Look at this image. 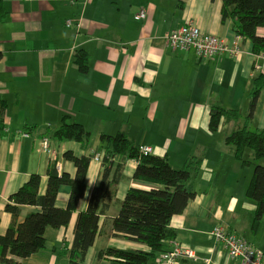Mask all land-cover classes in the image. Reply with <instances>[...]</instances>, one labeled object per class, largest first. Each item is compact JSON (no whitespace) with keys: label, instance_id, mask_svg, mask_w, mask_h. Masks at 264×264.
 Segmentation results:
<instances>
[{"label":"crops","instance_id":"obj_1","mask_svg":"<svg viewBox=\"0 0 264 264\" xmlns=\"http://www.w3.org/2000/svg\"><path fill=\"white\" fill-rule=\"evenodd\" d=\"M141 11L145 19L137 20ZM222 11L223 0H0V95L8 106L5 135L0 134V236L12 224L5 210L10 197L33 174L41 176L40 194L45 195L52 166L76 175L74 163L63 157L66 152L95 155L85 196L69 225L47 229L43 251L21 264H69L78 215L103 173L100 138L118 134L137 147H151L153 155L174 169L191 164L188 186L196 196L183 214L172 218L174 238L167 245L171 250L178 243L196 257L175 264H242L215 241L217 227L245 238L264 255V217L255 229L257 204L248 194L255 166H264V158L256 163L250 149L238 158L227 142L245 127L264 131V89L248 120L254 82L264 75V55L254 53L253 43L237 34L236 22L224 19ZM189 23L239 53L199 58L193 50L173 51L166 34ZM258 34L264 36V29ZM215 107L239 111L240 117L222 118L213 131ZM64 121L91 133L89 149L54 138ZM43 139L49 153L42 149ZM137 165L135 160L124 163L123 179L100 218V232L85 264H115L113 258H98L109 248L150 252L112 235L111 220L128 192L156 188L134 179ZM70 194L71 188L63 187L56 206L66 209ZM21 209L19 223L40 210ZM161 255L150 264H158Z\"/></svg>","mask_w":264,"mask_h":264},{"label":"trees","instance_id":"obj_2","mask_svg":"<svg viewBox=\"0 0 264 264\" xmlns=\"http://www.w3.org/2000/svg\"><path fill=\"white\" fill-rule=\"evenodd\" d=\"M223 18L236 22V32L245 40H250L254 53L264 55V36L258 34L264 29V0H223ZM3 55L0 53V61ZM82 64V57H78ZM264 89V75L254 82L248 120H251L260 93ZM7 103L0 95V134L5 135ZM239 111L213 108L210 128L215 131L222 118L238 119ZM59 141H75L84 148H90L91 133L82 125L64 121L54 133ZM227 142L235 147L236 155L242 158L243 152L250 149L254 160L264 158V131L252 132L246 127L233 132ZM140 148L124 134L116 136L102 135L100 151H104L103 173L99 184L91 191L86 209L78 215L75 235L69 254V264H85L88 250L94 245L100 232V218L110 209L109 202L116 195V187L123 179L126 160H135L138 165L134 179L156 188L150 190L131 189L121 203L117 217L111 220L114 238L144 245L150 252L121 251L106 249L99 253V260L113 258L115 264H148L157 254L170 251L167 242L174 238L170 222L174 216L184 213L196 194L189 189L191 164L183 169H174L169 162L156 155H142ZM64 159L73 162L76 175L72 178L67 173H59L52 166L48 172L49 182L45 195L40 194L41 176L33 174L29 182L12 195L6 205V212L12 215V224L7 232L0 236V263L21 264L34 254L43 251L46 243V231L51 228L59 230L67 227L76 212L78 204L86 193V176L94 154L76 157L66 152ZM116 158L119 163H115ZM71 188L68 207L56 206L60 190ZM248 194L257 204L254 216L256 229L264 217V166L256 164ZM22 206H34L39 211L29 213L23 223L18 219Z\"/></svg>","mask_w":264,"mask_h":264},{"label":"built area","instance_id":"obj_3","mask_svg":"<svg viewBox=\"0 0 264 264\" xmlns=\"http://www.w3.org/2000/svg\"><path fill=\"white\" fill-rule=\"evenodd\" d=\"M137 20L145 19V12L141 11L135 17ZM71 27L73 23L67 22ZM167 45L173 51L193 50L199 58H213L230 52L234 55L239 53V49H232L224 40L214 35L203 33L196 25L187 24L178 30L170 31L166 34ZM42 149L49 153V143L47 139L42 141ZM142 155L153 154L151 147H141ZM217 243H220L231 259L241 261L242 264H264V255L257 250L252 243L237 234L227 231L223 227H217L213 233ZM195 253L189 249H184L178 243H174L171 250L162 254L158 259V264H175L182 259H195Z\"/></svg>","mask_w":264,"mask_h":264},{"label":"rangeland","instance_id":"obj_4","mask_svg":"<svg viewBox=\"0 0 264 264\" xmlns=\"http://www.w3.org/2000/svg\"><path fill=\"white\" fill-rule=\"evenodd\" d=\"M249 153H250V152H249ZM177 170H179V169H177ZM151 262H152V261L150 260L148 264H150Z\"/></svg>","mask_w":264,"mask_h":264}]
</instances>
